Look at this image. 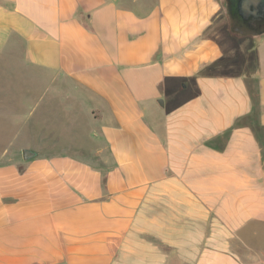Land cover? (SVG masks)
Masks as SVG:
<instances>
[{
    "label": "crops",
    "instance_id": "obj_1",
    "mask_svg": "<svg viewBox=\"0 0 264 264\" xmlns=\"http://www.w3.org/2000/svg\"><path fill=\"white\" fill-rule=\"evenodd\" d=\"M224 10L0 0V54L87 116L70 151L51 123L44 155L0 162V264H264V34L222 36Z\"/></svg>",
    "mask_w": 264,
    "mask_h": 264
},
{
    "label": "rangeland",
    "instance_id": "obj_2",
    "mask_svg": "<svg viewBox=\"0 0 264 264\" xmlns=\"http://www.w3.org/2000/svg\"><path fill=\"white\" fill-rule=\"evenodd\" d=\"M224 13L226 16L220 24L222 36H237L231 30L226 8ZM24 59L21 58L20 51L6 55L0 54V162L9 157L11 159L16 156L23 157L22 145L24 144L31 149H37L44 155V150L47 152L50 147L47 148L44 145L42 138L51 123L61 126L70 117L72 119L84 116L79 112L66 115L57 104L50 102V98L62 92L61 88L47 85L50 79L46 80L45 73L39 71L36 73L33 67L27 66L28 63ZM40 73H43L41 77L36 78V75ZM61 95L62 93L59 94ZM80 107L82 105H78V110ZM84 119L87 120L86 114ZM60 129V135H58L60 143H57L54 149L68 152L70 150L64 145L77 138L76 130L68 127L62 128V126ZM248 241L250 243L257 241V246L263 247L260 253L264 257V226L257 228L256 236L249 235Z\"/></svg>",
    "mask_w": 264,
    "mask_h": 264
},
{
    "label": "water",
    "instance_id": "obj_3",
    "mask_svg": "<svg viewBox=\"0 0 264 264\" xmlns=\"http://www.w3.org/2000/svg\"><path fill=\"white\" fill-rule=\"evenodd\" d=\"M238 12L245 21L264 19V0H238ZM37 156V151L30 148L23 149L24 160H31Z\"/></svg>",
    "mask_w": 264,
    "mask_h": 264
},
{
    "label": "trees",
    "instance_id": "obj_4",
    "mask_svg": "<svg viewBox=\"0 0 264 264\" xmlns=\"http://www.w3.org/2000/svg\"><path fill=\"white\" fill-rule=\"evenodd\" d=\"M225 8L227 9V14H228V18H229L230 25H231V30L237 36L255 37V36L264 34V19L256 20L258 24L256 28L251 29V28H247L243 26L240 28V26L239 27L237 26V21H235V20L240 19V16H238L239 15L238 11L235 10L234 12L230 13L226 5H225Z\"/></svg>",
    "mask_w": 264,
    "mask_h": 264
},
{
    "label": "flooded vegetation",
    "instance_id": "obj_5",
    "mask_svg": "<svg viewBox=\"0 0 264 264\" xmlns=\"http://www.w3.org/2000/svg\"><path fill=\"white\" fill-rule=\"evenodd\" d=\"M225 5L227 6L228 11L230 13L234 12L235 10L238 11V0H225ZM238 14H239V12H238ZM238 16H240V15H238ZM237 19H239V18H237ZM235 21H237V26L238 27L240 26V28L243 26V27L253 29V28H256L258 26L256 19H251L249 21H245L240 16V19L235 20ZM238 22H239V24H238Z\"/></svg>",
    "mask_w": 264,
    "mask_h": 264
}]
</instances>
